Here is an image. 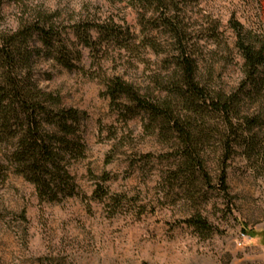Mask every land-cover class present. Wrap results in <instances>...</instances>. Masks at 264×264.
I'll use <instances>...</instances> for the list:
<instances>
[{
  "label": "rangeland",
  "instance_id": "1",
  "mask_svg": "<svg viewBox=\"0 0 264 264\" xmlns=\"http://www.w3.org/2000/svg\"><path fill=\"white\" fill-rule=\"evenodd\" d=\"M33 1L62 13L66 24L89 17L121 25L129 45L104 41L92 50L69 30L83 51L78 67L39 60L40 86L86 113L87 152L70 167L78 195L57 201H40L35 186L9 170L0 182V264H264V165L239 153L229 168V206L207 187L188 202L183 187L168 181L173 149L144 114L126 120L106 94L109 77L145 91L166 74L178 43L169 23L198 54L205 77L237 87L243 59L232 21L264 36V0ZM2 12L14 24L16 5L3 0ZM198 211L218 228L208 237L184 223Z\"/></svg>",
  "mask_w": 264,
  "mask_h": 264
},
{
  "label": "trees",
  "instance_id": "2",
  "mask_svg": "<svg viewBox=\"0 0 264 264\" xmlns=\"http://www.w3.org/2000/svg\"><path fill=\"white\" fill-rule=\"evenodd\" d=\"M9 1L17 8L12 25L6 24L0 0V182L13 168L35 186L40 201L76 196L79 189L70 167L86 156V113L62 106L59 95L44 90L37 65L44 58L69 69L78 67L83 51L69 30L81 46L92 50L104 41L128 47L126 31L89 17L66 24L62 13L33 0ZM169 25L178 43L166 60V74L145 91L119 76L109 77L106 94L126 120L144 114L148 128L173 149L168 181L183 187L188 202L194 203L207 187L229 206V168L236 156L243 153L264 165V36L232 21L243 67L238 86L225 90L212 76L203 75L198 54L183 40L181 30ZM184 223L205 237L218 229L199 211Z\"/></svg>",
  "mask_w": 264,
  "mask_h": 264
}]
</instances>
